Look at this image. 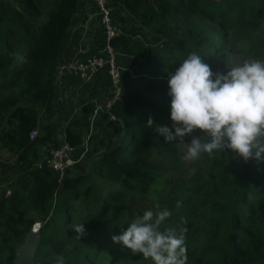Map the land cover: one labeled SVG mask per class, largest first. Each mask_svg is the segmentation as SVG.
<instances>
[{
	"label": "trees",
	"instance_id": "obj_1",
	"mask_svg": "<svg viewBox=\"0 0 264 264\" xmlns=\"http://www.w3.org/2000/svg\"><path fill=\"white\" fill-rule=\"evenodd\" d=\"M121 1L156 32L160 25L173 23L178 33L174 44L162 47L150 60L159 71L175 69L188 55L189 39L198 36L200 22L208 20L215 24L213 30L219 25L233 32L229 41H210L223 57H229L226 52L231 44L244 46L243 62L264 59V0H155L158 6L152 0ZM78 3L0 0V148L15 155L18 164L15 178L6 175L3 179L12 186L11 194L0 191V264H14L30 214L52 216L54 224L41 230L36 264H56L52 256H62L64 251L70 255L65 264H153L142 253L127 250L106 249L93 256L90 250L77 247L69 251L56 236V227L69 225L79 216L93 226H105L106 221L127 227L126 223L144 210L157 211L155 205L171 213L162 222L161 231L183 230L186 264H264V163L251 158L245 161L231 150L185 160L187 143L203 130L196 129L184 141L178 138L170 143L156 135L152 129L157 127L155 122L172 123L165 102L170 100L167 78L161 73L142 72L141 76H148L145 86L150 94L128 98L114 108L124 128L113 147L88 164L84 174L68 171L59 182L48 168L37 167L43 160V148L61 143L54 139L48 120L53 113L60 49ZM199 14L203 20L196 18ZM113 45L135 53L130 41L122 37ZM135 47L136 55L144 56L142 44ZM210 69L214 71L212 65ZM42 111L47 122L31 139ZM148 118L154 121L152 128L146 124ZM73 125L65 132L75 147L82 142L81 132L70 128ZM8 168L3 166L4 171ZM100 178L101 184H96ZM77 204H81L79 209Z\"/></svg>",
	"mask_w": 264,
	"mask_h": 264
},
{
	"label": "clouds",
	"instance_id": "obj_2",
	"mask_svg": "<svg viewBox=\"0 0 264 264\" xmlns=\"http://www.w3.org/2000/svg\"><path fill=\"white\" fill-rule=\"evenodd\" d=\"M167 83L171 126L155 122L157 127L152 128V118L146 124L167 143L203 130L187 143L185 160L231 150L245 161L264 163V59H249L221 73L213 72L201 55L191 52L169 72ZM155 207L157 211L146 209L127 222L112 241L134 254L142 253L153 264H186L183 230L161 231L171 213ZM70 229L84 232L82 222ZM56 264H65L63 256L57 257Z\"/></svg>",
	"mask_w": 264,
	"mask_h": 264
},
{
	"label": "crops",
	"instance_id": "obj_3",
	"mask_svg": "<svg viewBox=\"0 0 264 264\" xmlns=\"http://www.w3.org/2000/svg\"><path fill=\"white\" fill-rule=\"evenodd\" d=\"M152 2L157 5L155 0ZM111 7L115 23L124 32L122 38L129 40L135 51L134 54H129L123 45L115 47L118 52V63L130 71L123 73L122 102L128 98L141 99V97H136L139 95V86L136 83H145L148 76L143 77L139 74L145 73L144 67L152 66L150 63L152 53H157L163 47L160 32L146 27L140 16L127 9L121 0H112ZM138 42L146 50L144 56H141L142 53L136 55L135 44ZM104 43V29L96 14L93 1L79 0L75 17L62 43L58 63L75 58L85 60L92 55L99 54ZM110 93L111 87L105 70L89 81H82L74 75H66L54 83L51 101L53 113L48 120L54 139L61 142L66 134L65 130L71 124L74 125L70 128L81 132L82 143L75 146L73 154V158L79 162L77 161L75 166L69 170L74 175L84 174L88 170L87 165L112 148L120 135L119 126L109 119L103 108ZM98 107L100 108L96 111ZM46 122L45 112L42 111L39 115V125L36 128L38 133ZM47 150L48 148H43L44 156Z\"/></svg>",
	"mask_w": 264,
	"mask_h": 264
},
{
	"label": "rangeland",
	"instance_id": "obj_4",
	"mask_svg": "<svg viewBox=\"0 0 264 264\" xmlns=\"http://www.w3.org/2000/svg\"><path fill=\"white\" fill-rule=\"evenodd\" d=\"M159 3H161V0H158ZM160 5V4H159ZM158 6V5H157ZM196 18L198 20H203L202 15H197ZM210 23L212 26H208L206 23ZM183 24H187L186 22L182 21ZM201 26H199L198 29V36L192 39H189V45L187 47L188 51L187 54L191 52H196L197 54L202 56L203 62L207 63L209 66L212 65L214 67L213 72H221L226 73L230 67L238 66L239 64L243 63V49L244 46L241 47H235L234 45H229L230 51H227L226 53L229 55L228 58L223 57L222 53L216 49L215 44H211L210 41L214 40L215 42L218 40H222L223 38L226 39V41H229L230 36H232L233 32L228 27L227 29H224L217 25V27L213 30L212 28L215 26V24L212 23L211 20L200 22ZM264 25V21H263ZM227 26V25H226ZM156 29H159L158 32H160V40L162 43L163 48H168L171 45L174 44L176 40V36H178V33L174 31L173 23H166L165 26H159ZM153 31V30H152ZM210 43V44H209ZM155 53H152L151 59L152 60L155 57ZM146 64V63H145ZM144 67V65H142ZM145 73H152V74H162L161 77L167 78L169 77V70L165 71H159L158 69L153 68L152 66H146L144 67ZM139 74V73H138ZM140 75V74H139ZM139 88V95H136V97L145 98L150 92L146 89L145 83H136ZM160 97V95H158ZM167 100V107L170 109V100L165 99V102ZM0 156H1V163H0V191H3L6 196L7 192L9 191L11 194L12 192V186L9 185L8 182L3 180L6 178V175H13L15 178V175L17 172L18 164H16L17 157L13 154L7 153L5 149L0 148ZM16 164V165H15ZM3 166H9L8 169H3ZM81 168H79L80 170ZM75 172V171H74ZM70 174V173H69ZM96 174V172H95ZM167 175H171V173H166ZM96 182V184H101L100 179ZM13 181V180H12ZM8 194V195H9ZM58 197V193H56ZM81 207V204H77L76 208L79 209ZM82 217H78L76 220H72L69 225H60L56 227L58 229V233L56 236L63 239L66 243L67 249L70 251V249H74L75 247L81 249V250H90L91 255H98L100 252L108 249L107 251H114L115 249H120V253H122L124 250L130 251V249L122 248L120 244L114 243L112 241L113 235L120 234L122 227L126 228V226L121 224H116L115 222H104L105 226H93L88 223H83L81 221ZM42 221L44 223V226H47L48 224H53L52 216L48 217H41L39 215L30 214L26 219V226H27V232L30 230L31 226L37 222ZM83 223L84 226V232L82 234L76 233L74 230L70 229V225L72 224H79ZM54 225V224H53ZM79 235V236H78ZM16 252V250H15ZM56 255L52 256L54 258V262L56 263L57 257ZM63 258L65 261V258H67L66 252L63 253ZM128 259V258H127ZM36 264V263H35ZM44 264H51L50 262H45ZM120 264V263H119ZM124 264V263H123Z\"/></svg>",
	"mask_w": 264,
	"mask_h": 264
},
{
	"label": "built area",
	"instance_id": "obj_5",
	"mask_svg": "<svg viewBox=\"0 0 264 264\" xmlns=\"http://www.w3.org/2000/svg\"><path fill=\"white\" fill-rule=\"evenodd\" d=\"M92 1L95 5L96 14L104 29V47L99 54L92 55L85 60L75 58L58 63L56 66L55 80H60L66 75H74L82 81H89L96 74L105 70L108 75L111 93L109 99L104 103L103 108L108 114L109 119L123 130V122L114 115L113 109L123 98L122 77L123 73L129 70L118 63V52L113 42L115 39L123 36L124 32L113 20L112 0ZM99 108L100 107H98L96 111H98ZM37 134L38 132L36 129L32 130L30 138H35ZM75 149L76 148L67 141L65 134L59 146L47 150L46 155L43 160L37 164V167L48 168L57 175L59 182H62L70 168L75 166L78 161L73 158ZM9 193L8 191L7 195Z\"/></svg>",
	"mask_w": 264,
	"mask_h": 264
},
{
	"label": "water",
	"instance_id": "obj_6",
	"mask_svg": "<svg viewBox=\"0 0 264 264\" xmlns=\"http://www.w3.org/2000/svg\"><path fill=\"white\" fill-rule=\"evenodd\" d=\"M42 221L35 222L27 232L25 240L15 252L14 264H35V255L41 242Z\"/></svg>",
	"mask_w": 264,
	"mask_h": 264
}]
</instances>
